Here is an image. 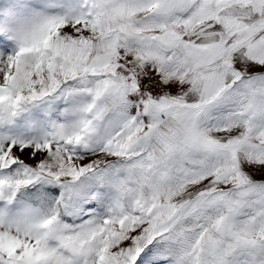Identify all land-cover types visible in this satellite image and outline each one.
<instances>
[{
    "label": "snow or ice",
    "instance_id": "1",
    "mask_svg": "<svg viewBox=\"0 0 264 264\" xmlns=\"http://www.w3.org/2000/svg\"><path fill=\"white\" fill-rule=\"evenodd\" d=\"M0 264H264V0H0Z\"/></svg>",
    "mask_w": 264,
    "mask_h": 264
}]
</instances>
